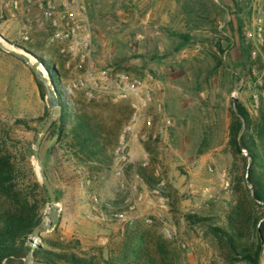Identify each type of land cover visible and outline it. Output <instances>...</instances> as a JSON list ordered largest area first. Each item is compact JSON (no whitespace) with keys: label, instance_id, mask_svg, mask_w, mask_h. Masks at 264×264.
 Masks as SVG:
<instances>
[{"label":"rangeland","instance_id":"1","mask_svg":"<svg viewBox=\"0 0 264 264\" xmlns=\"http://www.w3.org/2000/svg\"><path fill=\"white\" fill-rule=\"evenodd\" d=\"M12 2L0 0L4 44L37 56L51 77L57 69L52 78L58 95L60 91L67 104L86 111L110 132L107 142L115 140L108 148L113 164L91 170L68 151L65 135L47 133L40 156L59 202L57 219L41 233L44 246L45 239L63 242L69 251L107 264H119L125 254L142 264H230L214 228L228 229L239 206L242 214L236 222L253 245V220L263 216L264 221V206L251 197L252 185L245 180L251 159L245 148L234 154L230 127L239 102L252 118L250 132L260 122L264 0H88L94 61L139 75L153 73L163 83L164 111L173 121L166 128L156 117L150 129L141 120L126 136L130 162L122 170L115 152L125 126L133 123L131 100L90 98L82 89L62 91L59 74L68 85L83 69L64 45H48L46 31L30 34V41L21 38L26 13ZM33 74L38 96L34 98L32 85L26 87L29 111L21 98H8L9 106L0 111V143L12 156L18 181L39 197L32 183V171L42 183L33 148L54 109L47 103L44 81ZM139 164L154 174L156 185L148 186L138 175ZM132 185L142 196L133 211L125 206ZM95 198L100 200L98 211ZM50 202L43 219L50 215ZM120 209L128 221L114 218L112 213Z\"/></svg>","mask_w":264,"mask_h":264},{"label":"trees","instance_id":"2","mask_svg":"<svg viewBox=\"0 0 264 264\" xmlns=\"http://www.w3.org/2000/svg\"><path fill=\"white\" fill-rule=\"evenodd\" d=\"M54 73V74H53ZM52 73L54 77L56 72ZM55 78V77H54ZM53 78V79H54ZM56 81V79H54ZM39 86L44 85L38 79ZM59 91V90H58ZM44 94V92H43ZM61 97L60 120L53 122L49 133H55L68 139V151L85 166L92 169H103L113 164L108 154L107 142L110 132L102 128L100 123L86 111H80L72 104H67L65 96L59 91ZM45 97V94H44ZM233 111V122L230 127V144L234 154H242L243 148L248 152L251 162L246 172L247 180L252 185L251 197L254 202L264 206V104L260 108L259 124L252 130V118L246 106L238 103ZM246 123V130L240 135L241 128ZM68 125V129L66 126ZM112 135L117 136V133ZM117 140V139H116ZM248 161V158H245ZM12 156L1 149L0 143V264H29V246L27 241L34 228L43 220V209L50 202L45 186L40 183L32 171V183L38 189L39 197L31 195L28 187L18 181L16 165ZM91 162L90 165L88 163ZM136 172L145 180L148 186L156 185L158 179L144 164L136 166ZM23 182V181H22ZM238 218L242 214L241 207L234 211ZM251 217V216H250ZM248 218V222L251 218ZM237 218L231 217L228 229L215 227V234L221 243L228 263L241 262L242 264H260L262 247H264V221L263 216H255L253 220L256 241L252 244L244 240L242 226L236 222ZM44 244L35 250V259L43 264H107L101 260L84 257L75 251H69L63 242H53L45 239ZM119 264H142L138 260L130 259L125 254Z\"/></svg>","mask_w":264,"mask_h":264},{"label":"built area","instance_id":"3","mask_svg":"<svg viewBox=\"0 0 264 264\" xmlns=\"http://www.w3.org/2000/svg\"><path fill=\"white\" fill-rule=\"evenodd\" d=\"M16 8L24 6L27 22L22 26L21 38L31 40L30 32L33 30L46 31L48 33V45L61 44L75 60L77 68L83 69L64 85L65 79L61 74L60 88L67 94L77 89H82L90 98L107 96L115 100H131L134 108L133 123L125 126L121 135L120 144L116 148L117 164L130 162L128 156L127 134H132L136 126L142 123L146 128L155 125L156 117H160L167 128L173 124L170 117L164 111L163 83L150 72L139 75L123 69H112L106 66H98L93 59V30L89 14L88 0H12ZM251 35V34H249ZM56 69V68H55ZM57 72L56 70H53ZM137 186H131V192L127 198V209L133 211L142 196L137 197ZM100 200L95 198L93 207L99 210ZM115 219L128 221V215L124 210H116L112 213Z\"/></svg>","mask_w":264,"mask_h":264},{"label":"water","instance_id":"4","mask_svg":"<svg viewBox=\"0 0 264 264\" xmlns=\"http://www.w3.org/2000/svg\"><path fill=\"white\" fill-rule=\"evenodd\" d=\"M4 41H7L5 37L0 34V45L6 49H8L9 52H12L13 54L23 58L28 66L31 68V70L41 79L43 80L46 88H47V103L48 105L52 106L54 111L49 119V121L44 125L42 132L40 133L37 142H35L34 148H33V154L34 158L37 161L38 166V172L42 179V184L45 186V189L47 190V193L49 195V198L51 200V212L50 215L44 214L45 219H43L35 228L33 233L29 236L27 245L29 246V254H28V263L29 264H43V262H40L35 259V250L42 246V238L41 233L42 231H48L52 225L53 222L57 219V211H58V197L57 194L50 183L45 168L43 165V160L40 156V145L41 142H43L45 136L49 132L53 122H55L58 115L61 113L62 109V101L60 96L58 95L57 89L55 88V80L51 77V71L46 66L43 61H41L37 56L33 55L32 53L23 50V52L15 49L8 48ZM33 59L35 61H33ZM260 264H264V247L261 255Z\"/></svg>","mask_w":264,"mask_h":264},{"label":"crops","instance_id":"5","mask_svg":"<svg viewBox=\"0 0 264 264\" xmlns=\"http://www.w3.org/2000/svg\"><path fill=\"white\" fill-rule=\"evenodd\" d=\"M38 31L32 29L29 32L31 35L34 33L40 34L41 31ZM35 43L36 41H31V44L35 45ZM23 46L28 50L31 49L27 44H23ZM29 85H32L35 98L38 96V92L36 94L38 87L31 68L23 58L9 52L8 49L0 45V96H3V100H0V111H4L5 106H9L7 103L9 97L21 98L20 100L23 101L22 104L25 106V109L29 111L27 109L29 106L28 101L24 99L25 97L29 98L26 88Z\"/></svg>","mask_w":264,"mask_h":264}]
</instances>
